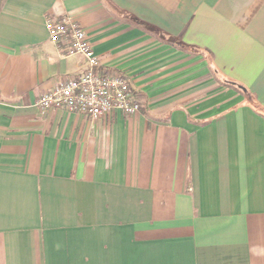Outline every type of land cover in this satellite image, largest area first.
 <instances>
[{
    "label": "crops",
    "instance_id": "obj_1",
    "mask_svg": "<svg viewBox=\"0 0 264 264\" xmlns=\"http://www.w3.org/2000/svg\"><path fill=\"white\" fill-rule=\"evenodd\" d=\"M64 16L137 114L38 109ZM0 264H264V0H0Z\"/></svg>",
    "mask_w": 264,
    "mask_h": 264
},
{
    "label": "built area",
    "instance_id": "obj_2",
    "mask_svg": "<svg viewBox=\"0 0 264 264\" xmlns=\"http://www.w3.org/2000/svg\"><path fill=\"white\" fill-rule=\"evenodd\" d=\"M45 28L49 40L61 44L66 56H80L85 70L78 78L56 84L36 103L41 112L64 109L95 121L120 111L135 115L140 106L132 101L128 81L121 75L101 70L93 55L85 31L71 17L47 19Z\"/></svg>",
    "mask_w": 264,
    "mask_h": 264
},
{
    "label": "trees",
    "instance_id": "obj_3",
    "mask_svg": "<svg viewBox=\"0 0 264 264\" xmlns=\"http://www.w3.org/2000/svg\"><path fill=\"white\" fill-rule=\"evenodd\" d=\"M232 84H233V83H232ZM235 86H236V85H235ZM237 88H239L240 90H243V91H244V89H242L241 87H238V86H237ZM244 92H245V91H244Z\"/></svg>",
    "mask_w": 264,
    "mask_h": 264
}]
</instances>
